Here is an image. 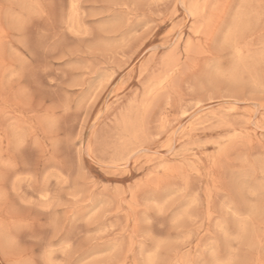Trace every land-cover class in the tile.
Instances as JSON below:
<instances>
[{
    "label": "rangeland",
    "instance_id": "374dc122",
    "mask_svg": "<svg viewBox=\"0 0 264 264\" xmlns=\"http://www.w3.org/2000/svg\"><path fill=\"white\" fill-rule=\"evenodd\" d=\"M0 264H264V0H0Z\"/></svg>",
    "mask_w": 264,
    "mask_h": 264
}]
</instances>
